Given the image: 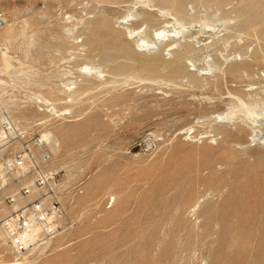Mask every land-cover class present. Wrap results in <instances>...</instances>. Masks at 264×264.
I'll use <instances>...</instances> for the list:
<instances>
[{
	"label": "rangeland",
	"instance_id": "1",
	"mask_svg": "<svg viewBox=\"0 0 264 264\" xmlns=\"http://www.w3.org/2000/svg\"><path fill=\"white\" fill-rule=\"evenodd\" d=\"M111 1L0 0L7 22L23 29L9 43L0 40V58L6 51L11 62L8 68L0 64V116L12 120L14 115L17 121H12L32 125L39 134L65 126L68 131H52L47 142L50 165L64 185L83 182L75 195L61 187L69 229L21 256L13 255L0 230V259L20 264H264V0H220L215 7L186 0V15L195 19L182 24L170 13V3L155 1L152 11L160 12V20L153 27L132 15L151 10L152 3ZM247 7L252 8L249 18H257L242 27L238 11ZM97 21L111 30L103 35L118 36L122 46H130L132 57L118 54L108 62L103 48L87 54L86 33ZM123 27L135 30L134 44ZM144 33L147 43L141 40ZM177 40L183 47L173 44ZM186 41L193 52H185ZM157 58L175 62L182 71L174 76L160 68L161 75L155 70L148 76L140 69L149 60L162 63ZM116 63L119 71L112 74ZM119 63L134 69L125 73ZM83 64L101 73L78 71ZM193 73L199 81L190 80ZM67 80L71 85L65 89ZM62 89L73 91L75 101L67 96L65 102ZM49 90L60 92L52 97L63 96L55 104L57 112L29 99ZM246 102L255 105L250 113ZM19 106L33 107L26 109L24 122L13 112Z\"/></svg>",
	"mask_w": 264,
	"mask_h": 264
},
{
	"label": "built area",
	"instance_id": "2",
	"mask_svg": "<svg viewBox=\"0 0 264 264\" xmlns=\"http://www.w3.org/2000/svg\"><path fill=\"white\" fill-rule=\"evenodd\" d=\"M5 24L0 12V29ZM32 127L0 116V230L15 256L27 254L69 229L72 222L61 187L66 194L82 191L83 182L74 186L61 182L58 170L50 165L47 141Z\"/></svg>",
	"mask_w": 264,
	"mask_h": 264
},
{
	"label": "bare ground",
	"instance_id": "3",
	"mask_svg": "<svg viewBox=\"0 0 264 264\" xmlns=\"http://www.w3.org/2000/svg\"><path fill=\"white\" fill-rule=\"evenodd\" d=\"M104 1V0H103ZM108 0H106V2H107ZM115 1H117V0H115ZM120 1H123V0H120ZM134 1V0H133ZM140 1H142V0H140ZM140 1H136L135 3H133L132 2V0L130 1V3L132 2L133 4H134V6H135V4L137 3V2H140ZM144 1V0H143ZM146 1V2H145ZM143 3L144 4H142V6H144L145 7V5H147L148 3H152L153 5H152V7H150L149 6V8H151V10L149 9V10H146L145 8L144 9H141V11H135L134 12V14H132L133 15V18L134 17H141L142 18V21H144V23H145V25H146V27H149V26H155V22L157 21V20H160L159 18H157V16H158V13H159V15H160V12H158V13H154L152 10L154 9L153 8V6H155V4H154V2L156 1V2H158L159 1V3H163V2H167V3H170L171 4V6H169L171 9H170V13L176 18V21L178 20L179 22H181V24L182 23H186L188 20H190L189 22H191V21H193L192 19L194 18H189V17H187V15H186V12H185V4H184V2L186 1V0H145ZM198 1H205V3L203 2V4H206V2H207V4L208 3H210L211 2V4L210 5H213L214 7L215 6H218L219 4H220V0H196L195 2H198ZM110 2H112L113 3V1H111L110 0ZM127 2H129L128 0H127ZM148 2V3H147ZM118 3H119V0H118ZM117 2H116V4H118ZM122 2H120L119 4H121ZM124 3V2H123ZM126 3V2H125ZM132 3H131V5H132ZM141 3V2H140ZM147 3V4H146ZM166 3V4H167ZM104 4V3H103ZM114 4H115V2H114ZM129 5V4H128ZM150 5V4H149ZM169 5V4H168ZM255 5V4H254ZM141 6V5H140ZM148 6V5H147ZM206 6V5H205ZM208 6V5H207ZM206 6V7H207ZM253 6V5H252ZM132 8H133V6H132ZM143 8V7H142ZM147 8V7H146ZM153 8V9H152ZM157 8V7H156ZM221 8V7H220ZM234 8V7H233ZM250 9H252L251 7H249ZM249 8L247 7V9H244V8H242V9H240L239 11H238V14L239 15H241V17L243 16V20H242V23L240 24V25H242V27H246V26H248L249 24H251V23H253V19H255L256 20V18L257 17H255V18H253L252 17V19L251 18H249ZM254 8V10L256 11V9H255V6L253 7ZM134 9V8H133ZM132 9V10H133ZM138 9V8H137ZM159 9V8H158ZM164 9V8H163ZM165 10V9H164ZM163 10V11H164ZM258 10V9H257ZM159 11H162L161 10V8L159 9ZM224 11V10H223ZM231 11V10H230ZM255 11H253V12H255ZM155 12H156V10H155ZM166 12V11H165ZM249 12V13H248ZM259 12V11H258ZM257 12V13H258ZM261 12V11H260ZM264 12V11H263ZM132 13V12H131ZM130 13V14H131ZM163 12H161V14H162ZM129 14V15H130ZM164 14V13H163ZM236 14V13H235ZM255 14V13H254ZM258 14H260V13H258ZM261 14H263L262 12H261ZM167 15V14H166ZM251 15V14H250ZM128 16V15H127ZM131 16V15H130ZM207 16V15H206ZM225 16H227V15H225ZM256 16H257V14H256ZM261 16V15H260ZM70 17V15L69 16H67V18H69ZM123 17V16H122ZM159 17H161V16H159ZM162 17H163V15H162ZM167 17V16H166ZM251 17V16H250ZM67 18H65V19H67ZM137 18H134V19H137ZM141 18H140V20H141ZM165 18V17H164ZM205 18V17H204ZM230 18V17H229ZM239 18H240V16H239ZM126 19V18H125ZM162 19V18H161ZM195 19V18H194ZM202 19V18H201ZM200 19V20H201ZM5 20H6V24H5V26L4 27H6L7 25V31H6V33H5V35L2 37V36H0V40L2 41L3 39H5V41H11V40H13L14 38H16L19 34H20V32L19 31H21L22 32V30L20 29L19 31H18V27H17V29L14 27V23H8L7 22V18H5ZM122 20V19H121ZM138 20H139V18H138ZM173 20H175L174 18H173ZM208 20V19H207ZM210 20V19H209ZM261 20V19H260ZM264 20V19H263ZM94 21H96V20H93V22ZM162 21V20H161ZM204 21V20H203ZM227 21V20H226ZM226 21H223V24H224V22H226ZM229 21V20H228ZM227 21V22H228ZM259 21V20H258ZM202 22V21H201ZM207 22V21H206ZM257 22V21H256ZM262 22H264V21H262ZM106 24H107V22H105ZM154 23V24H153ZM188 23V22H187ZM192 23H194V22H192ZM196 23H197V21H196ZM91 24V23H90ZM93 24L94 23H92L91 25H90V27H88L89 28V31H88V33H86L85 31V33L86 34H88V37H87V44H86V47L88 48H86V52H87V54H89V53H92V51L93 50H95V51H97L96 49L98 48H103V52H102V56L106 59V60H108V62L110 61H114V58L116 57L117 58V55L119 54V55H122V57L124 56H126V55H128V57H132V55L130 54V56H129V53H130V46L129 45H127V46H122L121 44H120V40H119V37L117 36L116 38L114 37L115 35H112L111 37L112 38H110L109 36V34H111V30H110V28L107 26V25H105V24H103V23H100V21L98 22L97 21V23L96 24H94V26H93ZM152 24V25H151ZM190 24V23H189ZM209 24V23H208ZM211 24V23H210ZM227 24V23H226ZM148 25V26H147ZM158 25V24H157ZM179 25V24H178ZM193 24H191V26H192ZM93 26V27H92ZM110 26H111V24H110ZM126 26V25H125ZM152 26V27H153ZM182 26V25H181ZM187 26V25H186ZM3 27V28H4ZM159 27V26H158ZM188 27H189V25H188ZM199 27V26H198ZM201 27H202V25H201ZM204 27V26H203ZM2 28V29H3ZM121 28V27H120ZM124 28V27H123ZM164 28H166V26H164ZM164 28H163V30H164ZM187 28V27H186ZM2 29H0V30H2ZM5 29V28H4ZM3 29V30H4ZM125 30H126V33H128L129 35H130V37H132L131 39L133 40V38L135 37L133 34H134V31L135 30H133V29H131V28H129V27H125L124 28ZM167 29V28H166ZM175 29V28H174ZM185 28H183V29H181L182 30V32H185L186 33V31L184 30ZM192 29V28H191ZM65 30V32H70L71 31V28L69 27V28H65L64 29ZM85 30V29H84ZM121 30V29H120ZM157 30V29H156ZM156 30H155V32H156ZM162 30V31H163ZM184 30V31H183ZM105 31H107L108 33H106L105 35H103L104 34V32ZM114 31H116V30H114ZM164 31H166V30H164ZM176 31H178V30H175V33L174 34H176ZM119 33L120 31H116V33ZM150 32V31H149ZM202 32V31H201ZM84 33V34H85ZM123 33V32H122ZM138 33H140V32H137V34ZM162 33V32H161ZM165 33V32H164ZM180 33V32H179ZM185 33H184V35H185ZM204 33H206V32H204ZM105 37L106 35L109 37V38H106V39H104V37L102 36V35ZM124 34V33H123ZM142 34V33H141ZM144 34H146V35H144ZM143 34V36L141 37V40H142V42H144V43H147L146 42V40H148L149 38H147L148 36V33H144ZM153 34V33H152ZM182 34V33H181ZM117 35V34H116ZM159 35V34H158ZM163 35V34H162ZM127 36V35H126ZM151 36H153V35H151ZM103 37V38H102ZM114 37V38H113ZM178 37V36H177ZM182 37V36H181ZM184 37V36H183ZM2 38V39H1ZM161 38V37H160ZM140 38H138V40H139ZM158 39V38H157ZM183 39V38H182ZM85 40V39H84ZM107 40H109L108 42H107ZM119 40V41H118ZM131 40V42L133 43L134 41H136L137 39H135V40H133L132 41ZM160 40H162V39H160ZM82 42H84V41H82ZM84 42V43H85ZM104 42H106L107 43V46L106 45H104ZM151 42V41H150ZM187 42V41H186ZM9 43V42H8ZM137 43V42H136ZM152 43H153V41H152ZM152 43H150L151 45H152ZM158 44H159V42H157ZM182 43V42H181ZM217 43V41H215L213 44H216ZM134 44V43H133ZM174 45L176 44V45H179L180 46V41H176V42H174L173 43ZM83 45V44H82ZM109 45V46H108ZM148 45V44H147ZM157 45V44H156ZM191 45H192V43H191ZM191 45L190 44H188V42L187 43H184V49H185V52H186V50H187V52H188V50L189 51H191V52H193L192 51V48H191ZM85 46V45H84ZM83 46V47H84ZM132 46V45H131ZM135 46H137V45H135ZM146 46V45H145ZM168 46H170V45H168ZM182 46V45H181ZM180 46V47H181ZM108 49V50H105L106 48ZM138 47H140V45H138ZM142 47V46H141ZM183 47V46H182ZM193 47H195L194 45H193ZM145 48V47H144ZM183 49V48H182ZM194 50H196L195 48H194ZM101 51V50H100ZM6 52V51H5ZM5 52H2L1 53V58H0V64H1V69L2 68H8V67H10V61H9V59L10 58H8V56H7V54L5 53ZM94 52V51H93ZM186 52V53H187ZM84 53V52H83ZM178 53V52H177ZM176 53V54H177ZM180 53V52H179ZM181 53H183V52H181ZM189 53V52H188ZM86 53H85V55H87ZM96 54V53H95ZM185 54V53H184ZM84 55V56H85ZM118 55V56H119ZM183 55V54H182ZM186 55V54H185ZM179 56V55H178ZM255 56H257L256 54H255ZM121 57V56H120ZM254 57V56H253ZM104 58H102L103 60H105ZM115 58V59H116ZM126 58V57H125ZM136 58V57H135ZM154 58V57H153ZM173 58V57H172ZM172 58H169L170 60L172 59ZM256 58V57H255ZM254 58V59H255ZM258 58V57H257ZM150 59V58H149ZM157 59H159V58H157ZM180 59V58H179ZM140 60H142L143 61V59H139L138 61H140ZM147 60V59H146ZM166 60V59H165ZM163 61V60H161V59H159V61H162V63H160V62H158V60H154L153 59V61H150L149 60V62H142V64H141V67L139 66V62L137 63L138 64V66L140 67V69L142 68V70L144 71V73H146V71L148 72V76H150V74L151 73H149V71H154L155 72V70H157L156 71V75L157 74H159L158 72V70L161 68V69H163V71L165 70V71H167L169 74L171 73V75H172V73H173V75L175 76V74H177L178 75V72H181L182 70H181V67H180V65H177V64H175V62H172V61ZM183 60V59H182ZM182 60H179V61H182ZM250 60V59H249ZM259 60V59H258ZM135 61V60H134ZM116 62V61H115ZM243 62H244V60L242 61V63L241 64H243ZM252 62V61H251ZM160 63V64H159ZM117 64L118 63H116L115 65V67L113 68V67H111L110 69H112V74H114L115 72L116 73H118V71H117ZM120 64V63H119ZM137 64H136V66H137ZM181 64V63H180ZM240 64V63H239ZM252 64H255V63H252ZM114 65V64H113ZM121 65V64H120ZM125 65V64H124ZM124 65H121V68L122 67H124ZM129 65H131V63L129 64ZM133 65V64H132ZM112 66V65H111ZM126 66V65H125ZM127 66H128V64H127ZM135 66V67H136ZM137 66V67H138ZM161 66V67H160ZM235 66V65H234ZM248 66V65H247ZM129 67H131V68H133L134 67V65L133 66H128L127 68H129ZM138 67V68H139ZM231 67H233L232 65H231ZM236 67H238V66H236ZM235 67V68H236ZM239 67H242L241 65L239 66ZM250 67V66H249ZM248 67V68H249ZM120 68V67H119ZM120 68V69H121ZM127 68H122V69H125V70H120V73L121 72H123V71H125V73L127 72L128 73V70H127ZM234 68V67H233ZM234 68V69H235ZM242 68H244V67H242ZM247 68V67H246ZM79 69L80 70H84L85 72L84 73H87L86 71L88 70V73L89 74H91V75H93V76H95V77H98L99 75H97V74H99V73H101V70L99 69V67H96V66H89L88 64H83V65H81L79 68H78V71H79ZM116 69V71H114ZM134 69V68H133ZM132 69V70H133ZM238 69V68H237ZM251 69V68H250ZM6 70V69H5ZM131 70V69H130ZM131 70V71H132ZM139 70V69H138ZM141 70V71H142ZM230 70V69H229ZM228 70V71H229ZM233 70V69H232ZM245 70V69H244ZM249 70V69H248ZM130 71V72H131ZM143 71H142V75L144 74L143 73ZM162 71V72H163ZM237 71H240L241 72V70H240V68H239V70H237ZM237 71L235 72V73H237ZM129 72V73H130ZM136 72L138 73V71H137V68H136ZM229 72H231V71H229ZM166 73V72H165ZM167 73V74H168ZM233 73V72H232ZM82 74V73H81ZM167 74H164V75H167ZM168 74V75H169ZM188 74V73H187ZM192 74V73H191ZM194 74V73H193ZM138 75V74H137ZM140 75H141V72H140ZM146 75V76H147ZM154 75V74H153ZM159 75H161V74H159ZM171 75H169V76H171ZM176 75V76H177ZM135 76H136V74H135ZM144 76V75H143ZM146 76H145V78H146ZM155 76V75H154ZM141 77V76H140ZM196 77H197V75H196ZM195 77V74L194 75H190V80L191 81H195V80H198L199 81V79H197ZM136 78H137V76H136ZM139 78V77H138ZM141 79H143L142 77H141ZM112 79H110V81H111ZM106 81H108V79L106 80ZM113 81V80H112ZM197 81V82H198ZM107 83V82H106ZM111 83V82H110ZM113 83V82H112ZM69 85H71V82L69 81V80H67L66 82H64V86H65V89L69 86ZM70 87V86H69ZM65 89H62L61 90V93H63V94H65V97H64V100H65V102H66V99H67V96H69L68 98H69V100L68 101H72L73 100V98L76 96V94H75V96L73 97V91H66ZM52 91V90H51ZM50 90L48 91V92H50L49 93V95L46 93L45 95L44 94H41V92L40 93H35L36 95H33V98H29V99H34V101L35 102H38V103H42L43 105H45V108L46 109H49L52 113L53 112H57V110H58V108L55 106V104L57 103V102H61V100H59L58 98H62V100H63V96L61 97H59V95H58V97L55 95V96H53L52 97V95L53 94H56V93H53L54 91H52L51 92ZM59 91V90H58ZM53 93V94H52ZM60 93V92H59ZM59 93H57V94H59ZM30 96V95H29ZM57 97V98H56ZM27 98V97H26ZM76 98V97H75ZM75 98H74V101H75ZM28 99V100H29ZM240 99V98H239ZM57 100H59V101H57ZM63 100V101H64ZM26 101V100H25ZM32 101V100H31ZM243 101V100H242ZM29 102H30V100H29ZM59 102V103H60ZM248 102H246L244 105H248L247 104ZM30 104V103H29ZM28 104V105H29ZM33 104V103H32ZM31 104V105H32ZM41 104V105H42ZM35 105V104H34ZM37 105V104H36ZM35 105V106H36ZM241 105V104H240ZM242 105H243V103H242ZM254 105V104H253ZM262 105V104H261ZM264 105V104H263ZM23 106V105H22ZM33 106V105H32ZM254 107V106H252V104L250 103L248 106H247V108L249 109L248 111H249V113H250V110L251 111H253L252 110V108L251 107ZM257 106H258V104H257ZM20 107V106H19ZM24 107V106H23ZM27 107V106H26ZM31 106H29L28 108H26V109H29ZM38 107H40V106H38ZM242 107V106H241ZM240 106H239V108H241ZM244 107V106H243ZM264 107V106H263ZM263 107H261V108H263ZM33 108V107H32ZM32 108H30V109H32ZM41 109H43V107L41 106L40 107ZM39 108V109H40ZM239 108H238V111H239ZM26 109H24V108H22V107H20V108H17L16 109V111H13V112H15V115L16 116H18V117H23V119H22V121L24 120L25 121V118L24 117H26L27 118V113L29 112L28 110H26ZM45 109V110H46ZM241 109H243V110H247V109H245V108H241ZM240 109V110H241ZM253 109H255V110H257V107L256 108H253ZM8 110V109H7ZM33 110V109H32ZM36 110L38 111V109H37V107H36ZM63 110L65 111V108L64 109H62V112H63ZM236 110V109H235ZM11 111V110H10ZM50 111H47V112H49L50 113ZM259 111V110H258ZM32 112V111H31ZM33 112H35V109H34V111ZM39 112V111H38ZM60 112V111H59ZM255 112V111H254ZM254 112H253V114L252 115H255L254 114ZM264 112V111H263ZM262 112V113H263ZM66 113V112H65ZM248 113V114H249ZM252 113V112H251ZM259 113H260V111H259ZM11 114H13V113H11ZM31 115H32V113H30ZM36 114H38V113H36ZM56 114V113H55ZM55 114H54V116H55ZM62 114V113H61ZM243 114H245V113H243ZM247 114V113H246ZM31 115H29L30 116V118L32 117ZM49 115H51V114H49ZM49 115H47V116H49ZM250 115V114H249ZM8 116V115H7ZM14 115H12V120L13 119H15L14 117H13ZM33 116H35V115H33ZM37 116V115H36ZM56 116H59V113H58V115H56ZM232 116H233V114H232ZM230 117H231V115H230ZM251 117V116H250ZM263 117H264V113H263ZM29 118V119H30ZM33 118V117H32ZM232 118V117H231ZM9 119H11V118H9ZM258 119H260V118H258ZM16 120V119H15ZM14 120V121H15ZM20 120V119H19ZM46 120V119H45ZM264 120V119H263ZM17 121V120H16ZM21 121V120H20ZM23 121V122H24ZM26 121H28V120H26ZM46 122V121H45ZM255 123V122H254ZM50 123H48V124H46V125H49ZM243 124V123H242ZM246 124V123H245ZM45 125V126H46ZM56 126V125H55ZM58 126H61L60 124L58 125ZM65 127V126H64ZM64 127H61L62 128V130H64L65 132L66 131H68V129H63ZM48 128V127H47ZM46 128V129H47ZM51 129H52V126L50 127ZM55 127H54V125H53V129H54ZM60 127H59V129H61ZM257 128V127H256ZM261 128H262V126H261ZM59 129L57 128V126H56V130H57V134H58V131H59ZM258 129V128H257ZM55 130V129H54ZM54 130H52V131H54ZM55 130V131H56ZM264 130V129H263ZM44 130H42L41 132H42V137L47 141V142H49V141H51V137H52V131H49V130H46V131H44ZM64 131H62L63 132V134L62 135H64ZM59 133H61V130H60V132ZM260 134V133H259ZM61 135V134H60ZM261 135L262 134H260V137H261ZM264 135V134H263ZM262 138V137H261ZM54 142V141H53ZM263 142V141H262ZM55 143V142H54ZM177 185V184H176ZM178 186V185H177ZM93 188H94V186H93ZM168 192V191H167ZM195 206H196V203H195ZM178 207V206H177ZM119 211H120V209H119ZM117 212H118V210H117ZM188 212V211H187ZM112 215H114V213L112 214ZM119 215V214H118ZM115 216V215H114ZM114 216H112V217H114ZM109 217H111V215L109 216ZM111 217V218H112ZM110 219V218H109ZM106 220H108V217L106 218ZM111 220H114V218H112ZM179 231V230H178ZM1 234V233H0ZM180 238V237H179ZM100 241V240H99ZM48 243H50V242H48ZM50 245V244H49ZM47 246H48V244H47ZM91 249V248H90ZM14 255V254H13ZM1 259H3V258H1ZM0 259V260H1ZM58 258H56V260H57ZM60 260V259H59ZM0 264H20V262H15V261H13V262H10V261H2L1 260V262H0Z\"/></svg>",
	"mask_w": 264,
	"mask_h": 264
}]
</instances>
